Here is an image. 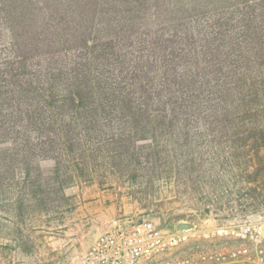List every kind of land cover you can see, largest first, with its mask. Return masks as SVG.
<instances>
[{
    "label": "trees",
    "instance_id": "1",
    "mask_svg": "<svg viewBox=\"0 0 264 264\" xmlns=\"http://www.w3.org/2000/svg\"><path fill=\"white\" fill-rule=\"evenodd\" d=\"M160 135L262 160L264 0H0V173L17 217L57 212L104 142L152 157L138 143Z\"/></svg>",
    "mask_w": 264,
    "mask_h": 264
},
{
    "label": "rangeland",
    "instance_id": "2",
    "mask_svg": "<svg viewBox=\"0 0 264 264\" xmlns=\"http://www.w3.org/2000/svg\"><path fill=\"white\" fill-rule=\"evenodd\" d=\"M104 144L109 150L86 158L90 177L80 174L65 190L69 199L51 214L17 217L16 180L0 173V188L12 186L0 197V264H79L98 235L125 216L174 232L178 224H194L178 232L177 256L230 249L242 241L219 236L217 229L264 221V156L257 159L250 148L239 144L234 151L230 140L219 138H199L189 148L160 135L138 143L161 152L150 157L149 149L116 151L113 142Z\"/></svg>",
    "mask_w": 264,
    "mask_h": 264
},
{
    "label": "built area",
    "instance_id": "3",
    "mask_svg": "<svg viewBox=\"0 0 264 264\" xmlns=\"http://www.w3.org/2000/svg\"><path fill=\"white\" fill-rule=\"evenodd\" d=\"M241 244L227 250L177 256L178 232L147 218H117L93 241L79 264H264V221L215 231Z\"/></svg>",
    "mask_w": 264,
    "mask_h": 264
},
{
    "label": "water",
    "instance_id": "4",
    "mask_svg": "<svg viewBox=\"0 0 264 264\" xmlns=\"http://www.w3.org/2000/svg\"><path fill=\"white\" fill-rule=\"evenodd\" d=\"M184 210H181L180 212H183ZM194 224H187V223H181V224H178L176 226V231L177 232H182V231H185V230H189V229H192L194 228Z\"/></svg>",
    "mask_w": 264,
    "mask_h": 264
}]
</instances>
